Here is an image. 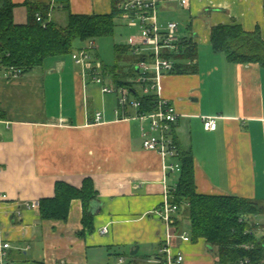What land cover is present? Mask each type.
<instances>
[{"label": "crops", "instance_id": "0c3cea01", "mask_svg": "<svg viewBox=\"0 0 264 264\" xmlns=\"http://www.w3.org/2000/svg\"><path fill=\"white\" fill-rule=\"evenodd\" d=\"M69 1L73 14L110 15L114 0ZM22 9L19 24L27 21ZM159 11L162 25L183 23L179 38L197 47V72L165 74L159 90L178 110L175 138L194 155L197 193L264 202V69L230 64L212 52L210 37L214 26L224 24H239L248 33L259 29L264 37V0H189L187 7L166 0ZM201 47L213 57L202 59ZM97 56L111 75L106 82L114 81L113 68ZM134 62L122 67L127 72L129 66L127 81ZM118 99L84 79L71 55L50 59L26 76L0 71V195L6 196L0 228L18 264V254L25 264H114L136 247L137 256L145 249L147 263L156 264L167 248L174 258L184 256L182 264H217L215 250L189 237L182 213L170 225L156 214L166 187L176 186L180 175L165 180L162 157L143 149L141 124L115 112ZM205 117H217L216 131L204 129ZM89 178L98 192L90 210L93 231L83 227L80 200L72 203L67 222L43 221L39 208H31L54 197L56 183L81 188Z\"/></svg>", "mask_w": 264, "mask_h": 264}, {"label": "trees", "instance_id": "16d2710c", "mask_svg": "<svg viewBox=\"0 0 264 264\" xmlns=\"http://www.w3.org/2000/svg\"><path fill=\"white\" fill-rule=\"evenodd\" d=\"M23 4L13 0H0V70H16L26 76L42 68L50 59L70 56L75 51L76 42H95L97 38H111L121 18L118 0L113 1L110 15H76L71 12L69 0H25ZM26 10L25 24L16 22L17 8ZM66 15L62 25L54 18L55 10ZM53 15L50 19L49 15ZM42 19L38 21V17ZM211 47L216 55L224 56L230 64H259L264 69V37L257 29L246 32L241 25H217L211 29ZM179 55H171L174 70L171 74H195L198 52L191 41H182ZM129 47L116 46L117 63L113 68L114 82L118 87H128L130 73L128 67H119ZM134 75V71H133ZM134 91V90H133ZM155 96H142L141 111H152L155 108ZM179 161L182 166L179 183L172 193L171 203L177 205L179 213L189 223L188 234L195 242L203 240L211 250L216 251L217 264L264 263V222L260 227L251 224V218L262 217L264 220V202L243 199L236 196H213L197 193L195 180V161L192 152L179 148ZM55 195L39 202V214L43 221L67 222L70 208L75 200L83 205V227L88 232L94 230L91 205L98 200V192L91 178L83 181L81 188L65 182L55 184ZM252 246L246 250L243 246ZM134 256V258H136ZM132 260L131 264H137ZM143 264H148L143 263ZM156 264H167V254L159 255Z\"/></svg>", "mask_w": 264, "mask_h": 264}, {"label": "built area", "instance_id": "2783aa9c", "mask_svg": "<svg viewBox=\"0 0 264 264\" xmlns=\"http://www.w3.org/2000/svg\"><path fill=\"white\" fill-rule=\"evenodd\" d=\"M55 6V0H50ZM166 0H126L120 6L122 13L120 20L126 26L137 31L136 35L129 37L128 47L130 54L134 57L135 62L132 65L134 75L129 80L131 86L118 87L114 81L109 83L106 79L111 77L103 70L101 62L93 56L97 51L96 42L88 41L87 46L75 50L71 57L83 71L84 79L87 78L91 83L100 85L104 94L118 95V108L115 112L120 119L129 121H138L141 124V137L143 139V149L155 152L162 157L165 173V180L178 174L180 175L182 166L179 161V145L175 138V123L179 119L178 110L172 103L164 100L159 94L161 78L165 74H170L174 70V60L171 55H179L182 50V41L179 38L180 25L176 22H167L162 25L160 22L159 7ZM180 5L187 7L189 0H180ZM50 19L53 15H49ZM42 16L38 17V21ZM4 71L10 77H20L21 74L16 70ZM140 89V94L137 91ZM134 90V91H133ZM155 96V108L152 111H141L142 96ZM136 111L134 116L130 115L129 110ZM102 119V113L96 115V122ZM204 129L208 132H214L218 129L217 117H205L203 119ZM177 185L165 190V201L156 214L164 221L169 223L172 216L179 212L178 206L171 203L172 193ZM6 196L0 195V203ZM31 208H39V203H33ZM251 224L260 227L264 222L262 217H253L250 219ZM1 227V222H0ZM105 228L103 233H107ZM256 233L264 235L262 228ZM170 240V236H167ZM244 249L251 250L252 246H243ZM12 244L5 239L4 233L0 228V264H18L11 258ZM167 254V264H182L184 256L177 254L174 258L169 249L165 250ZM249 260L241 261L240 264H248ZM124 264V258H120L117 263ZM264 264V263H263Z\"/></svg>", "mask_w": 264, "mask_h": 264}, {"label": "rangeland", "instance_id": "374dc122", "mask_svg": "<svg viewBox=\"0 0 264 264\" xmlns=\"http://www.w3.org/2000/svg\"><path fill=\"white\" fill-rule=\"evenodd\" d=\"M13 1L15 3H19V4L25 3L24 2L25 0H13ZM55 14L59 15V17L57 19L58 22L61 23L62 25H64L66 23L65 22L66 15L63 12L58 11L57 9L55 10V13L53 14L54 18H55ZM19 15L22 17H24V15H25L24 10L20 7L17 8L15 11V17H17L18 20H20ZM179 25H180V32H181L180 36H182V34H184L186 32V26L181 22ZM116 27L117 28L115 29L114 36H112L111 38H97V40L95 41L97 51L93 52V56L98 57L97 56V53H98L99 56L101 57V60L105 63V65L108 68H114L116 66L117 55L115 54V47L116 46H126L129 42L128 41L129 37L134 36L137 33L136 30L126 26V24H124L123 21L120 19H118ZM76 43L77 44L75 45V50H78L79 48L82 49L83 47L87 46L86 45L87 43H79V42H76ZM200 52L202 53V55H201L202 59L203 58L206 59V58H208V56H210V58L213 57V53L207 47H205V48L201 47ZM132 57L133 56L128 51L126 53L125 58L122 59L121 62H119V67L122 68L124 65H127V64L130 65V63L134 60V59H132ZM127 58L128 59L130 58V59L126 60ZM178 176H179L178 174L174 175V177H178ZM186 229H188L187 225H186ZM125 253H127V257L124 258V264H131L133 259H136L138 261L137 264H143V263L147 262V259L145 257V255H146L145 249H141L139 251V255L136 258H134V256H136V255L132 256L131 251L126 250ZM17 259L19 261V264H25L26 263V262L24 263L25 258L22 256L20 257V254L17 255ZM28 259L30 260L29 261V263H30L31 257L28 256ZM31 264H33V263H31ZM148 264H155V263L149 262Z\"/></svg>", "mask_w": 264, "mask_h": 264}, {"label": "water", "instance_id": "95a60500", "mask_svg": "<svg viewBox=\"0 0 264 264\" xmlns=\"http://www.w3.org/2000/svg\"><path fill=\"white\" fill-rule=\"evenodd\" d=\"M138 250H139V247H136V249H134V251H133V252H131V253H132V256H134V255L138 254V253H137V252H138Z\"/></svg>", "mask_w": 264, "mask_h": 264}]
</instances>
